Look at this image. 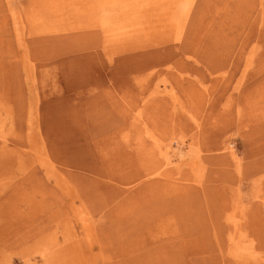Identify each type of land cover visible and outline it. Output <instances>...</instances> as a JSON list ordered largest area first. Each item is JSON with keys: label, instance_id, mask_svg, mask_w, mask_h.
Listing matches in <instances>:
<instances>
[{"label": "rangeland", "instance_id": "rangeland-1", "mask_svg": "<svg viewBox=\"0 0 264 264\" xmlns=\"http://www.w3.org/2000/svg\"><path fill=\"white\" fill-rule=\"evenodd\" d=\"M0 264H264V0H0Z\"/></svg>", "mask_w": 264, "mask_h": 264}]
</instances>
